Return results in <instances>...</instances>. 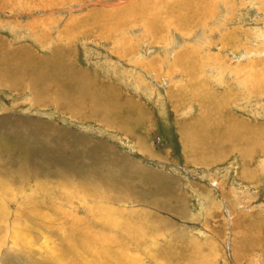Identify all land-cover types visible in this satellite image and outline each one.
<instances>
[{"label": "rangeland", "instance_id": "rangeland-1", "mask_svg": "<svg viewBox=\"0 0 264 264\" xmlns=\"http://www.w3.org/2000/svg\"><path fill=\"white\" fill-rule=\"evenodd\" d=\"M0 77V264H264V0H0Z\"/></svg>", "mask_w": 264, "mask_h": 264}, {"label": "bare ground", "instance_id": "bare-ground-1", "mask_svg": "<svg viewBox=\"0 0 264 264\" xmlns=\"http://www.w3.org/2000/svg\"><path fill=\"white\" fill-rule=\"evenodd\" d=\"M3 59H4V58H3ZM3 59H2V60H3ZM6 60H7V59H6ZM23 60H24V59H23ZM24 64H25V63H24ZM21 65H22V64H21ZM8 66H9V64H8ZM9 71H10V70H9ZM1 77H2V76H1ZM1 77H0V82H1ZM4 77H6V76H3V78H4ZM41 79H42V78H41ZM2 80H3V79H2ZM9 81H10V80H9ZM34 83H35V82H34ZM79 90H80V88H79ZM38 91H39V90H38ZM81 91H82V90H81ZM22 129H23V128H22ZM16 130H17V129H16ZM18 130H19V129H18ZM22 174H24V173L22 172Z\"/></svg>", "mask_w": 264, "mask_h": 264}]
</instances>
